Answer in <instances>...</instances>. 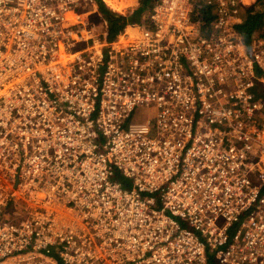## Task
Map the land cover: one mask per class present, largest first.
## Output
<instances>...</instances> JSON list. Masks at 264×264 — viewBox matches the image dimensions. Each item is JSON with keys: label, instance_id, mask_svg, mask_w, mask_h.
Listing matches in <instances>:
<instances>
[{"label": "built area", "instance_id": "built-area-1", "mask_svg": "<svg viewBox=\"0 0 264 264\" xmlns=\"http://www.w3.org/2000/svg\"><path fill=\"white\" fill-rule=\"evenodd\" d=\"M254 2L157 0L110 40L96 0H0V264H264Z\"/></svg>", "mask_w": 264, "mask_h": 264}, {"label": "trees", "instance_id": "trees-1", "mask_svg": "<svg viewBox=\"0 0 264 264\" xmlns=\"http://www.w3.org/2000/svg\"><path fill=\"white\" fill-rule=\"evenodd\" d=\"M98 4L97 15L107 23L108 39H115L120 33L133 25H146L149 21V14L153 10L157 0H138L139 6L128 15L114 13L108 6L127 10L135 5V0H96ZM113 4V5H109ZM243 21L237 25V31L244 38L247 45L254 40L264 37V0H255L253 5L244 9L242 13ZM134 28V27H133ZM129 32L135 30L129 29Z\"/></svg>", "mask_w": 264, "mask_h": 264}, {"label": "rangeland", "instance_id": "rangeland-1", "mask_svg": "<svg viewBox=\"0 0 264 264\" xmlns=\"http://www.w3.org/2000/svg\"><path fill=\"white\" fill-rule=\"evenodd\" d=\"M107 1L104 2V0H103V2L106 4V6H108ZM138 6H139V1L135 0V5L127 8V10H122V9L116 8L118 10L115 11V10H112L109 6L108 7L114 13L121 14V15H128V14L132 13L135 9H137ZM97 9H98V7H97ZM81 18L86 20V15L82 16ZM87 20L90 23V25H92L93 27H96L98 31L102 30V28H105V26H106L105 21H103L101 19V17L99 15H97V13H93V14L89 15L87 17ZM134 26H138V25H133L132 27H134ZM257 40H264V37L258 38ZM155 118H156V116H155L154 111L153 110L151 111V109L149 107L139 108V109H137V111L133 115V120L138 121V122L146 121L147 119L154 120ZM116 180L123 183V185H126V183L131 185V183H132V181L130 179L123 177L121 174L116 177Z\"/></svg>", "mask_w": 264, "mask_h": 264}, {"label": "bare ground", "instance_id": "bare-ground-1", "mask_svg": "<svg viewBox=\"0 0 264 264\" xmlns=\"http://www.w3.org/2000/svg\"><path fill=\"white\" fill-rule=\"evenodd\" d=\"M112 10H115L117 11L118 9L116 8H113L111 6H109ZM68 18H69V21H70V24H75L76 23V20L78 19L74 13H68ZM129 32V31H128Z\"/></svg>", "mask_w": 264, "mask_h": 264}, {"label": "crops", "instance_id": "crops-1", "mask_svg": "<svg viewBox=\"0 0 264 264\" xmlns=\"http://www.w3.org/2000/svg\"><path fill=\"white\" fill-rule=\"evenodd\" d=\"M109 5H113V4H109ZM135 27H136V26H134V28H133L132 26H129V27H127L125 30H127V32H128L129 29H132V30H133V29H135ZM125 30H124V31H125Z\"/></svg>", "mask_w": 264, "mask_h": 264}]
</instances>
